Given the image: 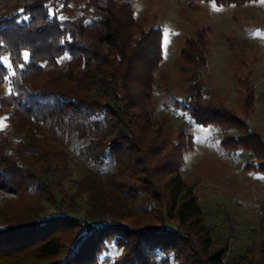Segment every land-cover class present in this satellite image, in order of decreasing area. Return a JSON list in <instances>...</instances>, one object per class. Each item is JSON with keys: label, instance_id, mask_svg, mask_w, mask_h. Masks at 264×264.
Returning a JSON list of instances; mask_svg holds the SVG:
<instances>
[{"label": "trees", "instance_id": "1", "mask_svg": "<svg viewBox=\"0 0 264 264\" xmlns=\"http://www.w3.org/2000/svg\"><path fill=\"white\" fill-rule=\"evenodd\" d=\"M209 32L197 29L179 50L186 87L174 106L218 128L221 147L244 151L245 168L264 176V138L205 97ZM162 58L161 29H144L128 0H0V85L9 86L0 106L13 108L22 133L11 143L0 132L2 185L55 210L1 228L0 264H97L108 244L121 250L112 264H264V242L225 260L180 176L186 132L153 110ZM252 109L248 93L243 110ZM45 124L80 142V178H71L66 149L41 141Z\"/></svg>", "mask_w": 264, "mask_h": 264}, {"label": "rangeland", "instance_id": "2", "mask_svg": "<svg viewBox=\"0 0 264 264\" xmlns=\"http://www.w3.org/2000/svg\"><path fill=\"white\" fill-rule=\"evenodd\" d=\"M128 1L144 29L159 27L162 31L163 58L154 74L153 110L156 116L169 115L173 129L186 132L188 148L183 151L179 173L194 188L212 240L226 249V261L243 255L251 245L258 249L264 242V176L245 168L250 160L244 151L227 152L221 147L218 128L195 124L174 102L182 98L186 87L177 66L179 50L197 29H209L207 68L202 73L205 97L233 109L250 130L264 138V0L226 6ZM7 93L8 84H1L0 97ZM248 93L253 94V109L246 114L243 101ZM13 111L0 106V132L16 143L22 133L12 127ZM43 129L41 141L53 149H66L72 158L71 178H80L85 171L77 157L80 142L53 134L48 124ZM1 179L0 229L30 218L35 211L42 218L55 214L31 195L20 196L3 186ZM120 254V249L108 244L97 264H112Z\"/></svg>", "mask_w": 264, "mask_h": 264}]
</instances>
